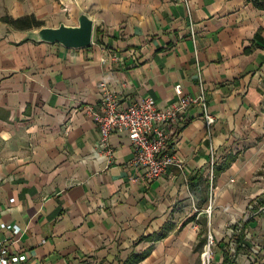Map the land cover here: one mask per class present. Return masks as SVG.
<instances>
[{"label": "crops", "instance_id": "obj_1", "mask_svg": "<svg viewBox=\"0 0 264 264\" xmlns=\"http://www.w3.org/2000/svg\"><path fill=\"white\" fill-rule=\"evenodd\" d=\"M93 24L88 48L36 41L0 20V223L21 229L22 264H264V0H0V19ZM168 130L182 162L146 180L125 133L98 151L100 83L122 107L199 93ZM208 185L200 207L189 180ZM210 189L214 207L204 212ZM12 199V202L10 200ZM191 218H194L193 220ZM205 221L203 231L201 223ZM163 234V236H161ZM5 233H0L3 238Z\"/></svg>", "mask_w": 264, "mask_h": 264}, {"label": "built area", "instance_id": "obj_2", "mask_svg": "<svg viewBox=\"0 0 264 264\" xmlns=\"http://www.w3.org/2000/svg\"><path fill=\"white\" fill-rule=\"evenodd\" d=\"M99 87V107L84 108V113L99 131L98 151L109 155L108 140L111 134L125 133L135 151L132 164L146 180L160 179L171 166L182 169V162L168 151V130L189 108H200L206 135L209 137L211 134L215 120L207 113V101L201 82L199 93L194 96H183L181 86H174L176 101L167 107H159L151 98H143L139 102L122 107L115 93L105 83H100ZM214 202V194L210 189L207 206L204 208L208 218L213 211ZM21 232L16 225L0 223V233H5V236L0 238V264H22L21 257L10 250V246L18 241ZM214 246V238L208 231L198 255L199 264H213Z\"/></svg>", "mask_w": 264, "mask_h": 264}, {"label": "water", "instance_id": "obj_3", "mask_svg": "<svg viewBox=\"0 0 264 264\" xmlns=\"http://www.w3.org/2000/svg\"><path fill=\"white\" fill-rule=\"evenodd\" d=\"M92 33V21L86 15L80 14L76 26L60 24L57 28L43 27L34 36L38 42L59 44L65 49H83L91 45Z\"/></svg>", "mask_w": 264, "mask_h": 264}, {"label": "trees", "instance_id": "obj_4", "mask_svg": "<svg viewBox=\"0 0 264 264\" xmlns=\"http://www.w3.org/2000/svg\"><path fill=\"white\" fill-rule=\"evenodd\" d=\"M3 23H6L7 25L11 26L12 28L16 30H29V29H40L42 26L40 22L36 21L33 17H23L16 20L11 19L10 17L6 16L0 19ZM189 190L190 193L197 199L199 209L200 207L205 203L206 201V194H207V187L208 185L205 183V181L202 179V177H196L189 180ZM192 220L194 218H191ZM203 231L206 229V223L205 221H202L201 223ZM163 236V234L161 235ZM205 239H201L199 241V245L204 244ZM147 253H144L140 256H133L130 261H128L127 264H136L138 261L142 260ZM264 259V255L262 256Z\"/></svg>", "mask_w": 264, "mask_h": 264}]
</instances>
